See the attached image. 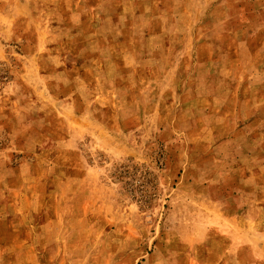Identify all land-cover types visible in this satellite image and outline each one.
I'll use <instances>...</instances> for the list:
<instances>
[{"label":"rangeland","instance_id":"rangeland-1","mask_svg":"<svg viewBox=\"0 0 264 264\" xmlns=\"http://www.w3.org/2000/svg\"><path fill=\"white\" fill-rule=\"evenodd\" d=\"M0 264H264V0H0Z\"/></svg>","mask_w":264,"mask_h":264}]
</instances>
